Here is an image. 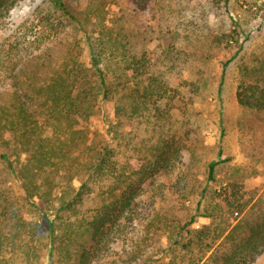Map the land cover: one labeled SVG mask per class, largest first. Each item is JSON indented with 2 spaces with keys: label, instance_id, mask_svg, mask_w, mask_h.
Returning a JSON list of instances; mask_svg holds the SVG:
<instances>
[{
  "label": "rangeland",
  "instance_id": "1",
  "mask_svg": "<svg viewBox=\"0 0 264 264\" xmlns=\"http://www.w3.org/2000/svg\"><path fill=\"white\" fill-rule=\"evenodd\" d=\"M64 1L78 23L63 16L52 0H15L0 8V97H24L31 76L45 75L64 60L90 67L93 50L100 51L107 76L117 84V103L98 101L100 113L81 121L88 143L105 144L119 106L121 135L114 151L126 176L158 148L173 170H160L139 190L140 181L133 178L139 194L133 215L139 219L114 224L100 251L90 235L78 237L69 248L70 259H64L38 216L28 212L20 182L0 159V231L8 241L17 240L24 229L16 219H31L26 230L35 236L27 237L28 246L37 248L43 235L36 264H82L85 251H95L90 264H165L166 259L153 260L167 238L146 231L157 214L187 223L197 203L213 205L227 183L242 186L248 199L264 196V112L237 100L238 87L251 76L264 83V0ZM133 61L144 64L142 75L128 69ZM220 145L230 159L219 164L209 183V164L219 158ZM92 183L80 216L96 211L109 197L97 191L113 185L109 178ZM73 185L78 188L81 181ZM261 214L256 211L254 223ZM209 222L199 218L191 228ZM143 238L146 248H139ZM251 264H264V251Z\"/></svg>",
  "mask_w": 264,
  "mask_h": 264
},
{
  "label": "trees",
  "instance_id": "2",
  "mask_svg": "<svg viewBox=\"0 0 264 264\" xmlns=\"http://www.w3.org/2000/svg\"><path fill=\"white\" fill-rule=\"evenodd\" d=\"M52 1L63 16L79 22L64 0ZM14 3L15 0H0V8ZM93 52L90 67L71 66V59L64 60L57 68L51 66L45 75L31 76L24 97L18 93V99H8L6 93L0 97V147L4 150L0 159L20 182L28 212L38 216L37 223L50 233L49 242L54 243L64 259L69 257V248L78 237L90 235L94 250L100 251L101 243L110 235L114 224L121 219H139L133 215V203L139 196L136 187L134 190L133 178L139 179V190L142 183L160 170H173L169 157L158 148L153 158L136 166L126 176L114 151V143L121 135L119 106L115 107V121L108 125L109 139L105 144L88 143V137L79 127L81 121L99 111L98 101L101 105L111 100L117 103V84L107 76L100 51ZM143 67L141 61H133L128 69L142 75ZM254 80L251 76L247 84L245 81L240 84L237 100L244 107L264 112V83ZM221 126L223 128L222 121ZM223 155L220 145L219 158L209 164V183L215 181L219 164L230 159ZM102 178H109L113 185L97 193L109 194V197H103L96 211L80 216V204L84 203L86 195L93 193L92 182ZM75 179L81 181L78 188L73 185ZM222 192L225 194H219L213 205L205 207L198 202L187 223L161 214L150 221L146 228L148 235L160 237L162 234L167 238V245L157 250L159 256L153 262L166 259L165 264H251L263 253L264 196L248 199L247 191L235 183H227ZM256 211L262 214L260 221L254 223ZM72 216L75 219L69 222ZM199 218L210 222L200 229H192ZM31 222V219H16L17 225L24 229L16 236L17 240L8 241L0 231V264H36L43 235L37 238V248L28 246L27 237L32 241L35 236L28 231ZM57 237L59 245L55 244ZM146 241L143 238L137 246L146 248ZM94 253L85 251L82 264H90Z\"/></svg>",
  "mask_w": 264,
  "mask_h": 264
}]
</instances>
